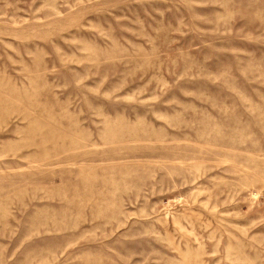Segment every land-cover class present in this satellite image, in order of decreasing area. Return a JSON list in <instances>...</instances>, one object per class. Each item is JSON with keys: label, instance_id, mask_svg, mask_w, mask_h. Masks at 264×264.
Instances as JSON below:
<instances>
[{"label": "rangeland", "instance_id": "obj_1", "mask_svg": "<svg viewBox=\"0 0 264 264\" xmlns=\"http://www.w3.org/2000/svg\"><path fill=\"white\" fill-rule=\"evenodd\" d=\"M0 264H264V0H0Z\"/></svg>", "mask_w": 264, "mask_h": 264}]
</instances>
